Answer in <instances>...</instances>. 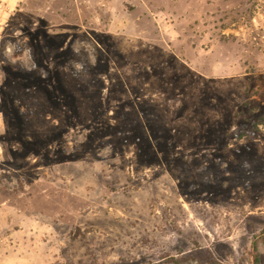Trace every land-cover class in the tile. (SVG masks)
Listing matches in <instances>:
<instances>
[{
	"label": "rangeland",
	"instance_id": "obj_1",
	"mask_svg": "<svg viewBox=\"0 0 264 264\" xmlns=\"http://www.w3.org/2000/svg\"><path fill=\"white\" fill-rule=\"evenodd\" d=\"M263 231L264 0H0L6 249L264 264Z\"/></svg>",
	"mask_w": 264,
	"mask_h": 264
},
{
	"label": "crops",
	"instance_id": "obj_2",
	"mask_svg": "<svg viewBox=\"0 0 264 264\" xmlns=\"http://www.w3.org/2000/svg\"><path fill=\"white\" fill-rule=\"evenodd\" d=\"M9 236L12 237L14 235L0 233V264H46L43 259L45 256L38 251L36 244L33 249H27L24 251L18 250L14 245H9L10 248L6 249L5 244ZM37 236V234H33L28 238L35 239Z\"/></svg>",
	"mask_w": 264,
	"mask_h": 264
},
{
	"label": "trees",
	"instance_id": "obj_3",
	"mask_svg": "<svg viewBox=\"0 0 264 264\" xmlns=\"http://www.w3.org/2000/svg\"><path fill=\"white\" fill-rule=\"evenodd\" d=\"M263 236H264V231H263ZM263 239H264V237H263ZM253 244H254L255 249H257V243L254 242ZM255 264H260V260H259L258 256H255Z\"/></svg>",
	"mask_w": 264,
	"mask_h": 264
}]
</instances>
